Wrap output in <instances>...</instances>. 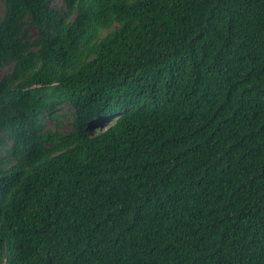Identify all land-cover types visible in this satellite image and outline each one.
<instances>
[{
  "label": "trees",
  "instance_id": "16d2710c",
  "mask_svg": "<svg viewBox=\"0 0 264 264\" xmlns=\"http://www.w3.org/2000/svg\"><path fill=\"white\" fill-rule=\"evenodd\" d=\"M52 1L0 0V264H264V0Z\"/></svg>",
  "mask_w": 264,
  "mask_h": 264
},
{
  "label": "rangeland",
  "instance_id": "374dc122",
  "mask_svg": "<svg viewBox=\"0 0 264 264\" xmlns=\"http://www.w3.org/2000/svg\"><path fill=\"white\" fill-rule=\"evenodd\" d=\"M52 3V5H54V6H56V7H60V5H61V0H54V1H52L51 2ZM8 72V68H3V69H0V77L2 76V75H4L5 73H7ZM67 111H69L68 110V108L67 109H63L62 111H60V114H62L63 112H67ZM62 131L63 132H68V131H70V122H69V120L67 119V117H63L62 119ZM48 126H50V127H54V123H48ZM55 128V127H54Z\"/></svg>",
  "mask_w": 264,
  "mask_h": 264
}]
</instances>
